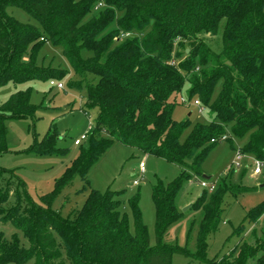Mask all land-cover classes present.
Masks as SVG:
<instances>
[{
    "label": "trees",
    "instance_id": "trees-1",
    "mask_svg": "<svg viewBox=\"0 0 264 264\" xmlns=\"http://www.w3.org/2000/svg\"><path fill=\"white\" fill-rule=\"evenodd\" d=\"M10 6L23 9L37 24L9 14ZM221 27L222 48L217 51L203 35H218ZM48 42L62 47L79 77L69 85L85 87L87 105L98 107V118L88 145L79 144L80 155L40 201L28 195L23 201L18 193L16 203L6 207L11 187L0 185V221L12 223L28 241L26 246L19 233L7 237L0 230V264L31 259L34 264H173L174 254L209 264H264V232L255 244L239 245L234 256L207 255L208 239L224 216L226 195L264 188V183L235 189L224 178L213 191L205 188L191 206L204 212L197 251L165 241L169 227L184 215L176 203L179 190L190 171L203 173L206 157L223 135L227 140L229 134L247 137L242 152L264 160V0H0V86L67 77L68 70L39 62ZM186 83V97L212 110L210 123L174 117L182 103L175 97ZM37 108L31 87L0 104V155L9 151L6 118L34 117ZM59 135L53 124L26 151L65 153ZM116 141L182 167L175 180L159 179L153 185L155 244L143 221L139 193L128 200L133 230L119 192L111 189L90 188L73 217L52 208L76 177L89 184L91 167ZM6 171L0 167V184ZM263 214L264 199L247 211L235 231L242 233Z\"/></svg>",
    "mask_w": 264,
    "mask_h": 264
},
{
    "label": "rangeland",
    "instance_id": "rangeland-1",
    "mask_svg": "<svg viewBox=\"0 0 264 264\" xmlns=\"http://www.w3.org/2000/svg\"><path fill=\"white\" fill-rule=\"evenodd\" d=\"M8 13L23 22L37 24V21L21 8L10 6ZM222 30L223 27L218 35H203L204 40L217 51L222 48ZM38 59L45 65L66 69L69 74L62 80L51 79L63 82L64 88L50 85L51 80L47 82L30 81L24 84L8 82L0 86V104L6 102L14 92L31 87V102L38 105L34 117H9L5 120L8 127L9 151L0 155V167L7 170L0 185L6 187L9 184L11 187L9 200L4 204L6 207L16 203L18 193L23 201L27 195L40 201L41 195L50 192L54 188L55 181L64 174L66 168L81 153L82 148L75 143V140L80 138L91 124H95L98 118V107L87 105L85 87L80 89L69 85L70 80H77L79 77L65 57L62 47L48 42L41 49ZM87 79L92 80L93 75H88ZM188 88L189 83H186L184 90L175 97V100L181 101L182 96L186 97ZM195 100L196 98H193L191 104H178L174 117L178 121L190 118L192 123H210L213 120L212 110L203 105L201 101L200 105H196ZM200 106L204 107L202 112L199 111ZM53 124L60 134L58 136L59 146L66 148L67 151L56 154L27 152L26 150L35 142V139L41 140ZM229 135L231 140H221L209 152L202 165L203 173L196 174L190 171L192 176L183 183L177 194L176 203L184 215L169 227L165 237L167 243L187 246L190 251H197L199 225L204 212L202 209H194L191 206L205 189L201 185L203 180L219 184L225 178L235 189H243L245 186L259 187L264 183V174L253 175L249 166L252 158L249 155L243 157L241 161L243 164L240 168H229L237 157V149L247 141V137L239 139ZM83 145L86 147L88 141L84 140ZM141 161L146 163V171L143 175L139 171ZM181 173L182 167L178 164L116 141L91 167L88 173L89 184L86 185V181L81 177H76L57 196L52 208L60 211L65 217H73L85 202L90 188L101 192L111 189L119 192L118 198L123 201V210L128 212L133 230L134 224L128 200L139 193L143 221L148 226L151 243L155 244L156 210L152 196L153 185L159 179L165 183L171 182ZM203 174L210 178H204ZM135 179H139V184H134ZM85 185L86 188H84ZM263 199L264 188L247 191L238 196L232 193L226 195L225 212L219 229L208 239L209 259L234 256L237 254V247L243 242L255 244L263 237L264 214L258 222L248 224L242 233L235 231L244 221L247 211ZM0 230H3L7 237H11L15 232L19 233L24 244L28 245L27 239L12 223L0 221ZM192 261L209 264L208 262L200 263L182 254L173 255V264H187ZM34 262L35 260L31 259L25 264H34ZM255 263L254 260L249 261V264Z\"/></svg>",
    "mask_w": 264,
    "mask_h": 264
},
{
    "label": "built area",
    "instance_id": "built-area-1",
    "mask_svg": "<svg viewBox=\"0 0 264 264\" xmlns=\"http://www.w3.org/2000/svg\"><path fill=\"white\" fill-rule=\"evenodd\" d=\"M101 6H102V3L100 2L98 4V7H101ZM50 85L57 86L58 88H64L63 82L56 81V80H51L50 81ZM181 102L184 103V104H191V100H189L187 97H184V96H182ZM194 103L196 105H200L201 102H200V100L196 99L194 101ZM203 110H204V107L203 106H200L199 111L202 112ZM93 127H94V124H91L89 126V129L85 133H83L80 138H77L75 140V143L79 145L84 140H86L87 137H88L89 132L92 130ZM227 138H228V135L225 134V135H223L221 137L220 141L223 140V139L226 140ZM213 141H215V139H213ZM245 155H247V154H245V153L242 152L241 147L238 148L237 149V153H236V156L237 157L233 161V163L231 164V166L229 168H240L242 166V164H243V162H241V161H242V159H243V157ZM249 156L252 158V163L249 166L252 169L253 175H255V176L263 175L264 174V160L258 159V158L254 157V156H251V155H249ZM139 171H140L141 175H143L145 173V171H146V163H145V161H141V163L139 165ZM134 184H136V185L139 184V179H135L134 180ZM201 185L204 188H207L208 190L213 191L216 188V185L217 184L215 182H209L207 180H203L201 182Z\"/></svg>",
    "mask_w": 264,
    "mask_h": 264
},
{
    "label": "water",
    "instance_id": "water-1",
    "mask_svg": "<svg viewBox=\"0 0 264 264\" xmlns=\"http://www.w3.org/2000/svg\"><path fill=\"white\" fill-rule=\"evenodd\" d=\"M203 177L206 178V179H209L210 178V176H208V175H204ZM185 209H187V208H185Z\"/></svg>",
    "mask_w": 264,
    "mask_h": 264
}]
</instances>
